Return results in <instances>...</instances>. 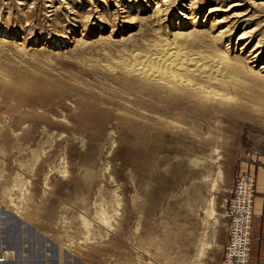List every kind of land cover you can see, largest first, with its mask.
<instances>
[{"label":"rangeland","instance_id":"obj_1","mask_svg":"<svg viewBox=\"0 0 264 264\" xmlns=\"http://www.w3.org/2000/svg\"><path fill=\"white\" fill-rule=\"evenodd\" d=\"M193 1L0 0V264H219L235 178L264 166V0ZM166 33L240 62L182 71L205 92L127 70Z\"/></svg>","mask_w":264,"mask_h":264},{"label":"bare ground","instance_id":"obj_2","mask_svg":"<svg viewBox=\"0 0 264 264\" xmlns=\"http://www.w3.org/2000/svg\"><path fill=\"white\" fill-rule=\"evenodd\" d=\"M163 1L167 2L169 0ZM192 3H194L193 0H191V4ZM236 5L238 4H232L231 7ZM157 7H159V5ZM218 8L219 7H217V5H212L209 13L218 10ZM223 21L224 18H217L215 23ZM232 30L233 27L228 25V27L219 30L217 34L213 35V38L218 41H224L226 38L230 37L229 35ZM191 32L192 31H177L173 33V35H175L174 38L184 37L186 35H191ZM199 34L202 35V33ZM167 36V33L160 35V37L153 42V47L149 53L141 54L138 51L132 50L131 53L133 61L126 66L127 70L144 79H166L172 83L187 88L190 91L205 92L207 90V86L198 82H193L192 80L186 78L183 72H191L200 77H213L212 79H216L218 78V74L222 76L224 73L221 69V63L224 58L229 62L231 67H235V65L240 62L238 58L230 55L229 50H222L221 60L218 58H212L203 61L200 57H191L186 54L176 42L173 41L174 38L170 39ZM247 37H249V33L244 32L239 36V39ZM250 41L251 40L248 39L245 43H243L241 50L246 48ZM263 54L264 48L258 42L245 56L247 64L257 63ZM257 73H260L261 76L264 77V64L260 66V70H258Z\"/></svg>","mask_w":264,"mask_h":264},{"label":"built area","instance_id":"obj_3","mask_svg":"<svg viewBox=\"0 0 264 264\" xmlns=\"http://www.w3.org/2000/svg\"><path fill=\"white\" fill-rule=\"evenodd\" d=\"M256 181L251 173H239L226 204L227 238L221 264H249ZM0 261L5 260L1 256ZM5 255V254H4Z\"/></svg>","mask_w":264,"mask_h":264},{"label":"crops","instance_id":"obj_4","mask_svg":"<svg viewBox=\"0 0 264 264\" xmlns=\"http://www.w3.org/2000/svg\"><path fill=\"white\" fill-rule=\"evenodd\" d=\"M241 172L251 173L256 179L249 264H264V166L250 164L242 168ZM224 243L225 239L220 244L219 264L222 262Z\"/></svg>","mask_w":264,"mask_h":264}]
</instances>
